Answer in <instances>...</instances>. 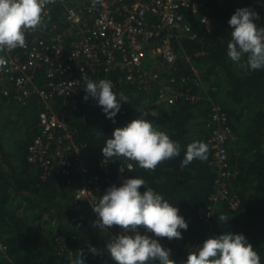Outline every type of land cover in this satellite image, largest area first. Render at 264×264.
Masks as SVG:
<instances>
[{"label": "trees", "instance_id": "1", "mask_svg": "<svg viewBox=\"0 0 264 264\" xmlns=\"http://www.w3.org/2000/svg\"><path fill=\"white\" fill-rule=\"evenodd\" d=\"M242 7L264 17V0H204L202 12L210 28L196 16L192 17L194 37L174 44L176 69L162 75H174L176 88L190 89L189 93L195 94L200 87L191 85L193 66L203 86L208 88L211 100L225 113L226 125L234 134V141L226 143V148L231 172L235 174L222 180L227 190L236 195L235 208L227 199L218 203L212 200L219 171L212 164L213 149L208 143L211 125L208 127L206 120L210 101L205 102V96L194 100L182 98L172 105L156 103L155 85L141 90L125 81L116 84L122 75L120 71L72 74L80 80L81 90L79 112L70 123L76 128V143L88 160L90 174L101 173L102 147L113 131L140 118L144 110L155 109L158 116L144 118L181 145L179 157L159 163L155 170L140 168L132 161L133 168L128 173V178H142L148 187L178 207L188 223L182 239L159 238L164 247L171 249L170 258L176 264H184L189 252L222 232L244 234L264 264V70L246 71L227 57L232 31L227 21ZM51 12L45 25L61 20L59 7L55 6ZM182 77L185 83L180 81ZM85 78L111 80L113 91L127 97V103L121 102L115 123L105 117L94 100L83 99ZM42 108L36 97L21 105L0 95V244L4 247L0 250V264H72L81 251L85 264H116L104 246L119 229L114 227L113 233H100L92 225L96 215L91 205L75 203L74 189L62 178L47 174L44 168L35 167L27 160L28 145L39 132L38 112ZM194 141L207 144V159L194 160L182 168L186 146ZM114 159L108 175L110 183H101L96 192L98 197L109 186H119L124 179L117 172L121 157ZM209 205H212L209 217L201 218L199 211ZM221 216L225 219L220 220ZM89 245L95 246L100 254H91Z\"/></svg>", "mask_w": 264, "mask_h": 264}, {"label": "built area", "instance_id": "2", "mask_svg": "<svg viewBox=\"0 0 264 264\" xmlns=\"http://www.w3.org/2000/svg\"><path fill=\"white\" fill-rule=\"evenodd\" d=\"M55 6L60 8L61 20L45 25ZM203 7L204 0H52L43 10L42 24L26 32L24 47L2 51L0 95L21 105L36 97L43 105L38 112L39 132L28 145L27 160L62 178L74 189L75 203L95 206L101 183H110L112 161L102 159L101 173H89L88 160L76 143V128L70 123L79 112L81 90L80 80L72 74L116 70L122 73L116 84L125 81L141 90L155 85L156 103L172 105L182 98L203 96L205 102L210 101L208 143L213 149L212 164L219 171L212 200L218 203L227 199L233 208L237 206L236 195L222 180L235 174L226 148V143L234 141V134L226 125L225 113L211 100L193 66L191 85L200 87L195 94L176 88L174 75L162 77L165 71L176 69L174 44L194 37L190 19L196 16L210 28ZM259 17L255 22L264 27V17ZM180 81L185 83V77ZM129 165L132 170V161L123 157L117 164L123 178H128L129 172L125 169L121 174L119 169ZM211 212L209 205L199 215L207 219ZM3 248L0 244V250Z\"/></svg>", "mask_w": 264, "mask_h": 264}, {"label": "clouds", "instance_id": "3", "mask_svg": "<svg viewBox=\"0 0 264 264\" xmlns=\"http://www.w3.org/2000/svg\"><path fill=\"white\" fill-rule=\"evenodd\" d=\"M51 2L0 0V51L24 47L26 32L42 24L43 10ZM259 18L251 8L242 7L237 8L227 21L232 29L227 57L246 71L264 70V27H258L255 22ZM3 63L0 59V65ZM113 89L111 80L85 78L83 99L94 100L105 117L115 123L121 102L127 103V97ZM149 115L155 117L159 113L155 109L144 110L140 118L113 131L102 147L104 162L123 157L136 162L140 168L155 170L159 163L180 156L181 145L144 118ZM207 153L206 143H190L186 146L181 167H187L194 160L205 161ZM131 167H121L119 171L121 174L125 169L131 172ZM92 210L96 215L92 225L100 233L106 234L114 227L119 229L104 246V251L116 264H176L170 258L171 249L164 247L159 238L180 240L189 225L179 214V208L148 187L142 178L132 176L122 179L119 186H109ZM88 250L94 256L100 254L95 246L89 245ZM69 259L71 261L72 257ZM72 264H85L82 251ZM184 264H261V257L244 234L222 232L207 238L195 251L189 252Z\"/></svg>", "mask_w": 264, "mask_h": 264}, {"label": "rangeland", "instance_id": "4", "mask_svg": "<svg viewBox=\"0 0 264 264\" xmlns=\"http://www.w3.org/2000/svg\"><path fill=\"white\" fill-rule=\"evenodd\" d=\"M113 230H114V229H113ZM113 230L110 229V230H109V233H113ZM114 234H116V233H114ZM114 234H113V235H114Z\"/></svg>", "mask_w": 264, "mask_h": 264}]
</instances>
